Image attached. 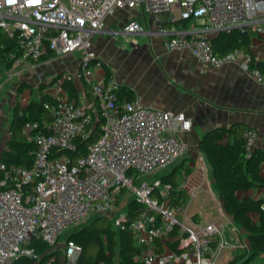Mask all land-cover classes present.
I'll return each mask as SVG.
<instances>
[{
    "label": "built area",
    "instance_id": "1",
    "mask_svg": "<svg viewBox=\"0 0 264 264\" xmlns=\"http://www.w3.org/2000/svg\"><path fill=\"white\" fill-rule=\"evenodd\" d=\"M117 8L139 9L150 16L166 13L173 23L204 19L189 29L159 28L155 33L164 37L165 48L188 50L203 66L221 68L238 61L264 82V74L249 66L256 60L252 53L235 49L219 56L212 44L221 31L254 29L264 34V0H0V29L22 50L20 56L11 54L14 64L80 54L79 69L62 73L52 87L55 101L44 106L52 120L24 126L38 146L32 165L0 160V264L32 255L29 244L34 237L56 247L69 227L100 215L111 217L117 228L134 232L144 246V264H216L227 245L219 219L196 221L181 206L170 204L172 184L161 179L138 183L186 156L189 144L181 133L193 122L185 112L153 108L140 96L121 101L114 75L96 77L95 68L102 63L96 60L91 39ZM124 30L135 33L144 28L132 19ZM75 78L91 86L93 100L80 103L69 96L64 84ZM98 122L99 137L74 158L78 141L87 139ZM243 136L251 156L258 132L249 127ZM123 190L145 206L130 222L115 215ZM175 229L177 247L159 249ZM82 250L67 239V264H77Z\"/></svg>",
    "mask_w": 264,
    "mask_h": 264
},
{
    "label": "crops",
    "instance_id": "2",
    "mask_svg": "<svg viewBox=\"0 0 264 264\" xmlns=\"http://www.w3.org/2000/svg\"><path fill=\"white\" fill-rule=\"evenodd\" d=\"M132 19L141 23L143 32L129 33L124 30V26ZM203 22L204 19L199 18L180 19L173 23L166 13L150 16L142 14L139 9L117 8L106 17L104 26L93 35L91 41L96 60L102 63V67L95 68L96 77L114 75L122 89L121 101L140 96L145 104L153 108L185 112L192 119V128L181 133L183 140L189 144V151L183 161L165 176L173 171L185 174L184 180L179 178L181 188L189 193L187 203L181 206L183 212L200 222L219 219L227 245L221 250L216 264H228L233 259L229 256L233 247L248 248V245L238 242L243 233L232 215L224 209L215 188L212 165L200 143L207 132L217 128L240 126L245 131L250 127L258 132L254 149L264 151V82L257 81L249 69L238 61L228 62L221 68L203 66L188 50L165 48L164 37L155 33L159 28L167 31L172 28L185 30ZM249 33L251 53L256 60L264 61V34L254 29H250ZM39 62L53 66L54 70H59L60 75L73 73L80 67V54L75 52L66 56L44 57ZM72 82L78 86V102L93 100L82 80L75 78ZM51 90L44 92L50 94ZM37 97L24 95L19 103L26 106ZM16 104L5 108L4 103H0V160L8 150L10 125ZM224 141H233V138L226 135ZM186 161H189V165L184 169ZM189 167L191 172L187 173ZM262 172L264 174V165ZM162 182L171 184L163 179ZM246 196L264 197V187L257 186L239 192V197ZM119 201L120 195L116 206ZM225 213L228 214L232 228L224 230ZM158 247L163 250L175 249L177 240L172 236L163 246L160 242ZM221 256L224 257L220 261Z\"/></svg>",
    "mask_w": 264,
    "mask_h": 264
},
{
    "label": "trees",
    "instance_id": "3",
    "mask_svg": "<svg viewBox=\"0 0 264 264\" xmlns=\"http://www.w3.org/2000/svg\"><path fill=\"white\" fill-rule=\"evenodd\" d=\"M212 44L219 56L235 49L251 53L249 30L221 31L212 38ZM12 53L17 57L22 54V50L14 37L0 29V63L12 67L14 65ZM249 66L264 74V61L254 60ZM83 82L87 91L91 93V86ZM64 88L71 98L79 101L78 86L75 82H65ZM121 90L120 88L119 98ZM54 101L55 99L49 93L40 91L38 97L33 98L26 106L16 104L10 125L12 134L8 150L2 157L3 161L8 164L32 165L38 146L24 132V126L29 121L43 119L51 121L53 116L44 106ZM100 128L101 123L98 122L89 138L78 141V150L73 154L74 158L84 154L86 144L99 137ZM226 135L233 138V141L225 142ZM243 135L244 129L240 126L229 129L217 128L207 132L202 137L200 145L212 165L215 188L224 209L232 215L242 233L247 235L251 246L250 249H243V252L230 260L228 264H264V261L254 262L255 258L264 255V197H239L241 191L257 186L264 187L262 172L264 151L257 148L253 150L251 156H248ZM186 172L190 173L191 168H187ZM163 180L170 181L172 184L169 195L170 204L185 205L189 193L181 188L177 171L169 176L164 175ZM124 192L125 190L120 193V198ZM144 207L143 203L133 199L126 218L128 222L134 220ZM178 233L179 230L175 229L172 236H177ZM68 239L75 240L83 248L77 264H99L103 261L106 264H144L141 260L144 246L138 242L134 232L128 227L117 228L109 216H97L89 224L73 231ZM29 246L34 250L33 254L21 255L12 264H60V250L48 245L41 238L34 237Z\"/></svg>",
    "mask_w": 264,
    "mask_h": 264
},
{
    "label": "rangeland",
    "instance_id": "4",
    "mask_svg": "<svg viewBox=\"0 0 264 264\" xmlns=\"http://www.w3.org/2000/svg\"><path fill=\"white\" fill-rule=\"evenodd\" d=\"M28 63V64H14L12 67L5 66L0 63V103H4V107L6 108L7 105L11 106L12 104L19 103L21 97L30 96V97H37L40 91H46L54 86L57 79L60 77L59 70H54L53 66L39 62V63ZM29 90V91H28ZM185 158V157H183ZM183 158L177 160L173 164L169 165L167 168L163 170H158L156 173H152L151 177L143 176L141 180L151 182L152 180L163 179L164 175L170 172L174 167L183 161ZM189 165V161L185 162V167ZM175 172V171H173ZM184 173L178 174V178L184 180ZM147 177V178H146ZM181 183V182H180ZM136 199L135 195L131 192H125L120 198L118 206H116L115 215L116 217L120 218H127V214L130 207V202ZM100 216H108V215H100ZM97 216H92L88 220L72 225L69 227L63 235L59 239V243L56 246L58 250H60V261L59 263L67 264L66 256L64 253L65 249V242L70 237L71 233L75 230H78L89 224L92 220H94ZM223 220L226 223L224 226V230L226 228H232L230 224V220L228 214H224ZM240 235V234H239ZM239 237V236H238ZM238 242L240 244H247L248 248L250 249V242L247 238L246 234H241ZM232 243V242H231ZM235 243V242H234ZM233 243V244H234ZM238 245V244H237ZM237 249V250H236ZM244 248L233 247V250L229 251V256L234 258L237 255L241 254ZM224 256H221L223 259ZM264 261V255H261L255 258V263H260Z\"/></svg>",
    "mask_w": 264,
    "mask_h": 264
},
{
    "label": "water",
    "instance_id": "5",
    "mask_svg": "<svg viewBox=\"0 0 264 264\" xmlns=\"http://www.w3.org/2000/svg\"><path fill=\"white\" fill-rule=\"evenodd\" d=\"M91 134H92V133H90V134L87 136V138H89V137L91 136Z\"/></svg>",
    "mask_w": 264,
    "mask_h": 264
}]
</instances>
